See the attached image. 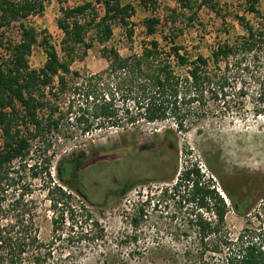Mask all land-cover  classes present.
I'll list each match as a JSON object with an SVG mask.
<instances>
[{"label":"rangeland","instance_id":"1","mask_svg":"<svg viewBox=\"0 0 264 264\" xmlns=\"http://www.w3.org/2000/svg\"><path fill=\"white\" fill-rule=\"evenodd\" d=\"M83 1L44 0L43 10L28 17L26 21L39 33L38 42L29 56L30 68L39 69L46 60L39 42L43 36L48 37L62 56L63 33L57 26V20L62 16L61 7H72ZM89 1L94 12L101 16L102 0ZM123 1L134 8L128 26L113 24L111 37L101 44L95 40L94 22L90 24L85 40L93 44L84 55H81L83 45L77 47V54L70 63L72 71L81 74L100 72L107 66L102 51L104 46L116 48L125 57L140 54L144 43L154 38L166 48L173 38L190 60L198 54L210 57L211 50L218 43H232L236 37L245 34L239 16L257 26L261 22L260 15L264 14V0H259L256 5L260 14L249 11L246 0H211L210 4L194 0L191 8H183L174 0H154L155 4H144L143 0ZM91 16L88 13L87 19ZM152 16L158 17L160 22L156 32L148 35L144 21ZM127 28L132 30L129 37ZM3 34L8 39H18L17 23L10 25ZM185 69L174 65L176 74L183 75ZM71 76L68 74L65 88H61L55 78L51 89L47 87L38 91L44 102L39 115L50 113V118L57 120L58 125L54 126L51 120L49 130L29 138L28 154L23 159L14 160L10 170L12 175V169L19 172L27 186V197L34 202L32 207L36 211L39 237L51 243L53 261L48 264H193L200 246L198 234L188 222L194 208L182 205L177 197L169 196V192L163 193L189 163H196L202 182L215 187L219 193H222L221 185L224 184L247 196L245 214L237 215L229 206L226 226L231 236L242 233L248 237L264 230V95L259 96L256 83L246 84L248 91L238 98H232L234 91L229 90L227 99H238L230 109H224L223 99L217 101L218 106L214 105L209 93L203 96L209 110L206 106L200 108L197 101L183 105L182 111L189 110L190 114L185 118L189 126L185 131L176 130L175 120L170 115L167 120L151 123L143 119L118 126L95 125V122L92 130L85 132L78 117L85 112L86 102L73 88L81 79ZM122 110L123 107L118 109V115L123 116ZM133 111L136 109L131 108L130 112ZM85 117L92 120L87 111ZM19 128L22 135L30 137L31 128L27 130L23 125ZM167 128L171 129V136L162 140ZM132 137L139 145H149L151 153L142 151L137 157L127 156L132 146L124 139L129 141ZM79 151L86 158L78 167L74 166L76 177H85L92 186L93 198L101 200L100 197L107 192L111 183L107 174L134 182L133 186L121 197H109L106 203L95 207L74 191L63 189L62 194L55 190L53 184L57 181L58 162L72 158ZM153 153L162 154L148 159ZM114 159H119V163L113 165L110 173L103 164ZM167 163L173 167L176 165L171 180H146L170 175L172 167L164 173L162 171ZM96 164L102 166L99 173V169L93 166ZM46 165L50 175L46 174ZM90 165L92 167L87 168ZM241 185H244V192ZM4 188V191L0 189V198L5 199L2 201L5 205L4 202L10 201L19 188ZM203 215L211 217L208 212ZM9 218L0 212L1 222L6 223ZM133 218H137L136 226L131 224ZM53 220L56 221L55 231Z\"/></svg>","mask_w":264,"mask_h":264},{"label":"trees","instance_id":"2","mask_svg":"<svg viewBox=\"0 0 264 264\" xmlns=\"http://www.w3.org/2000/svg\"><path fill=\"white\" fill-rule=\"evenodd\" d=\"M174 1L183 8H191L193 2H196ZM101 2V16L94 12L89 0L72 7H61L62 16L57 20V26L63 33L60 44L62 56L48 37L43 36L39 42L46 60L41 68L32 69L29 66V56L38 42L39 33L26 20L43 10L44 0H0V189L4 191L5 186L19 188V192L13 194L10 201L4 202L5 205L2 203L5 199L0 198V212L10 217L6 223L0 221V264H48L53 261L51 243H46L39 237L36 211L32 207L34 202L27 197V186L18 171L12 169V175L10 170L14 160L23 159L28 154L29 138H35L49 130L51 120L54 126L58 125L57 120L50 118V113L46 116L39 115L44 102L38 91L47 87L51 89L55 78L61 88L66 87L68 74L73 79H81L73 88L86 102L85 112L78 117L85 132H90L95 122V125L118 126L143 119L151 123L167 120L170 115L175 120L176 130L185 131L189 128L185 118L190 114L187 112L189 110L184 113L182 106L197 101L200 108L206 106L209 110L204 94L209 93L216 106L217 101L223 99L224 109H230L232 104L238 102V99L236 101L232 98L243 96L248 91L246 84L250 82L259 87V96L264 95V14L260 15L261 22L257 26L245 21L244 16H239L244 24L245 34L236 37L232 43H218L211 50L210 57L198 54L190 60L181 52L182 47L173 38L167 48L154 38L144 43L140 54L125 57L116 48L104 46L102 51L107 66L100 72L81 74L79 71H72L70 63L77 54V47L83 45L81 55H84L93 44L92 41L85 40L90 24L94 22L95 40L102 44L111 37L113 24L127 27L134 13L129 2ZM246 2L249 11L260 14L256 8L259 0ZM143 3L155 4V1L143 0ZM201 3L210 4L211 0H202ZM88 13L92 15L90 19H87ZM159 22L158 17L147 18L144 21L146 33L153 35ZM15 23L19 28L18 39L4 37L3 32ZM126 34L131 36L132 30L127 28ZM162 38L166 40L165 35ZM175 64L186 68L183 75L176 74ZM229 90H233L234 95L227 99V92H231ZM120 107H123V116L118 115ZM131 108L136 111L130 112ZM86 111L92 116V120L85 117ZM22 125L27 130L31 128L30 137L22 135L19 128ZM171 133L170 128L165 129L161 139H167ZM124 142L132 146L127 154L131 158L137 157L142 151L151 153V147L139 145L135 137L129 141L124 139ZM75 154L71 160L63 158L58 162L57 181L53 188L62 194L63 189L75 193L78 191V195L89 205H102L105 193L100 197L101 200L93 198L90 192L92 186L85 177H76L74 164L76 161L80 163L83 155L80 151ZM153 154L148 159L158 158L162 153ZM100 165L95 166L99 169L98 173L101 171ZM90 167L92 166L87 168ZM171 167L173 169L170 175L148 177L146 180H171L175 175L176 165L173 167L167 163L162 169L164 173ZM44 169L50 175L49 166L46 165ZM201 178L199 166L189 163L179 172L172 186L165 187L163 191L164 194L169 192L172 198L177 197L187 208H194L191 209L188 222L189 227L196 230L200 246L193 264H264V230L248 237L242 233L231 236L226 226L229 206L237 215L245 214L247 196L240 194L235 187L224 184L221 185L222 193H219L215 187L203 183ZM133 184L134 182H128L125 192ZM243 186L240 188L244 192ZM203 212L211 213V217L203 215ZM131 222L136 226L137 218H133ZM52 223L55 231L56 221L53 220Z\"/></svg>","mask_w":264,"mask_h":264},{"label":"flooded vegetation","instance_id":"3","mask_svg":"<svg viewBox=\"0 0 264 264\" xmlns=\"http://www.w3.org/2000/svg\"><path fill=\"white\" fill-rule=\"evenodd\" d=\"M149 147V145H144V147ZM139 148V147H138ZM77 157V156H76ZM73 158V157H72ZM72 158H70V160L72 159ZM84 158H86L85 156H82L81 157V161L84 159ZM112 161H114V162H112ZM112 161H106L105 163H104V165L108 168V170H109V172L110 173H112L113 171H112V167H113V165L114 164H116V161L118 162L119 161V159H114V160H112ZM77 162V163H76ZM75 162V164H74V166L75 167H78V165H79V162L78 161H76ZM97 165V164H96ZM96 165H93L94 167L96 166ZM108 177H111L110 178V180H111V183H110V185H109V187H108V189H107V192H105V195H104V197H103V199H105L104 200V203H106V199L107 198H109V197H111V198H119V197H121L124 193H125V188H126V186H127V184H128V182L127 181H125V180H120V179H118V178H116L114 175H108ZM77 194H78V191L76 192ZM92 206V205H91Z\"/></svg>","mask_w":264,"mask_h":264}]
</instances>
